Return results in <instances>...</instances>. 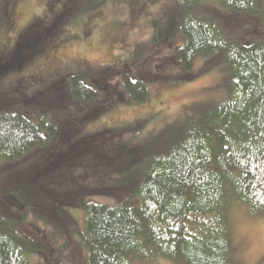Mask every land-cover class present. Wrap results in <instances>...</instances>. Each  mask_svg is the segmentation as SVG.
Wrapping results in <instances>:
<instances>
[{"label": "trees", "instance_id": "trees-1", "mask_svg": "<svg viewBox=\"0 0 264 264\" xmlns=\"http://www.w3.org/2000/svg\"><path fill=\"white\" fill-rule=\"evenodd\" d=\"M170 1L174 9L152 21L151 37L133 60L177 35L173 69L191 77L195 58H217L227 71L226 95L166 140L150 142L153 155L139 176L128 171L143 150L125 137L148 119L88 130L114 104L149 100L146 82L131 73L136 63L56 74L52 96L44 89L24 93L29 82L7 84L63 47L65 27L106 0H49L14 45L0 49V264H30L28 252L47 249L44 238L30 239L22 229V212L36 197L48 200L34 211L41 218L47 209L64 219L69 209L85 210L80 264H240L230 209L237 205L264 218V0H218L219 7L205 12L198 8L202 0ZM17 2L0 0V26L9 25ZM44 15L49 19L42 25ZM171 73L168 80L176 81ZM115 191L126 195L114 205L89 201ZM13 202L21 209L16 216Z\"/></svg>", "mask_w": 264, "mask_h": 264}, {"label": "rangeland", "instance_id": "rangeland-1", "mask_svg": "<svg viewBox=\"0 0 264 264\" xmlns=\"http://www.w3.org/2000/svg\"><path fill=\"white\" fill-rule=\"evenodd\" d=\"M17 1L9 25L0 26V49L13 46L19 32L38 15L45 13L49 0ZM215 6H220L218 0H202L198 8L205 12V9ZM172 7L174 2L170 0H157L154 4L148 0H106L102 6L79 16L70 27H65L69 40L62 44L63 47L44 53L25 71L10 77L7 84L18 88L29 82L32 87L25 86L24 93L44 89L50 91L49 95L52 96L54 91L49 86L56 74L65 76L69 72L84 69L97 72L104 65L136 63L135 68L138 70L129 69L133 74L140 73L146 82L149 100L129 106L114 104L102 117L89 123L88 130L95 132L148 119L143 127L125 137L143 150L142 159L133 163L128 171L133 172L134 177L139 176L143 165L153 155V149L148 147L150 142L166 140L177 127L201 117L210 107L221 104L226 95L227 71L217 58H195L188 72L191 77L181 68L173 69L175 66L171 64V53L180 43L177 35L167 46H147L146 53L139 55L143 56L142 59L138 62V58L133 60V51L139 45H146L151 37L152 21L167 8L174 9ZM48 19L44 15L39 23L44 25ZM164 21L156 20L158 25H164ZM65 36L66 33L62 35L63 38ZM73 36L75 39L70 40ZM140 69H143L142 72H139ZM171 72L178 75L176 81L168 80L167 75H172ZM63 189L60 186L58 190ZM125 195L123 191H115L109 196L93 195L89 201L114 205ZM37 198L29 201L22 212V229L30 239L41 241V237L44 238L42 242L47 249L43 253L28 252V261L30 264H80L85 253L80 241L85 210L69 209L67 216L70 217L64 219L62 212L52 213L47 209L42 211L44 216L41 218L34 211L41 206H48V200ZM13 205L16 216L21 209L14 202ZM229 225L234 245L238 247L236 258L239 263L264 264V218L253 216L244 208L234 205L229 212ZM163 264L174 263L165 261Z\"/></svg>", "mask_w": 264, "mask_h": 264}]
</instances>
